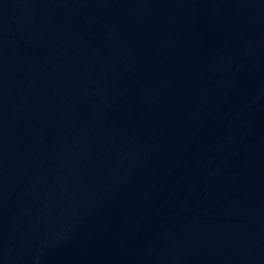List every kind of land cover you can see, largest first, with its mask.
Segmentation results:
<instances>
[{"label":"water","instance_id":"95a60500","mask_svg":"<svg viewBox=\"0 0 264 264\" xmlns=\"http://www.w3.org/2000/svg\"><path fill=\"white\" fill-rule=\"evenodd\" d=\"M0 264H264V0H0Z\"/></svg>","mask_w":264,"mask_h":264}]
</instances>
